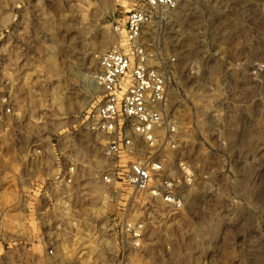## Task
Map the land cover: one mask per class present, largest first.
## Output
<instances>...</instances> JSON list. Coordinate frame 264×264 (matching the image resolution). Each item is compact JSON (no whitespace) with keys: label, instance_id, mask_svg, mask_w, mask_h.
<instances>
[{"label":"rangeland","instance_id":"374dc122","mask_svg":"<svg viewBox=\"0 0 264 264\" xmlns=\"http://www.w3.org/2000/svg\"><path fill=\"white\" fill-rule=\"evenodd\" d=\"M136 1L0 0V257L38 260L33 234L13 231L27 217L17 201L30 190L23 168L55 166L44 158L49 143L69 154L91 144L81 126L102 102L101 59L136 46L170 81L164 117L178 146L165 140L160 155L193 182L177 172L182 210L133 193L129 217L143 235L119 264H264V0H179L175 11H153L130 44L115 27ZM77 154L101 166L99 146ZM124 220L119 198L103 223ZM22 241L31 256L15 246Z\"/></svg>","mask_w":264,"mask_h":264},{"label":"built area","instance_id":"2783aa9c","mask_svg":"<svg viewBox=\"0 0 264 264\" xmlns=\"http://www.w3.org/2000/svg\"><path fill=\"white\" fill-rule=\"evenodd\" d=\"M179 4V0H137L125 22L115 29L125 33L130 44H136L143 28L153 20V11H175ZM131 51L114 48L101 59L95 81L102 102L81 126L93 138L91 144L69 154L68 146L60 142L52 145L53 153L49 143L44 158L47 163L54 159L56 165L25 166L19 174L30 190L17 198L27 203V217L16 218L13 231L33 234L40 252L37 261L27 258L17 264L124 263L133 240L143 235L129 217L135 191L174 210L184 208L177 172L182 169L189 184L193 176L184 166H167L160 155L165 140L168 148L178 146L177 127L166 124L164 117L169 77L151 66L136 46ZM7 104L8 98L0 90V113ZM97 145L101 166H92L90 158L80 159L78 152L93 151ZM119 198L124 201L125 220L120 228H112L103 223V216ZM74 203L88 204L80 212L74 210ZM27 224L30 227L26 228ZM14 244L22 245L27 256L33 254L30 241ZM0 264L10 263L0 257Z\"/></svg>","mask_w":264,"mask_h":264}]
</instances>
